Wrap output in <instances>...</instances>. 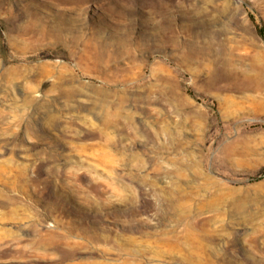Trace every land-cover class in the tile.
Listing matches in <instances>:
<instances>
[{"label": "rangeland", "instance_id": "obj_1", "mask_svg": "<svg viewBox=\"0 0 264 264\" xmlns=\"http://www.w3.org/2000/svg\"><path fill=\"white\" fill-rule=\"evenodd\" d=\"M264 0H0V264H264Z\"/></svg>", "mask_w": 264, "mask_h": 264}, {"label": "trees", "instance_id": "obj_2", "mask_svg": "<svg viewBox=\"0 0 264 264\" xmlns=\"http://www.w3.org/2000/svg\"><path fill=\"white\" fill-rule=\"evenodd\" d=\"M259 33L264 37V28L263 27L259 28Z\"/></svg>", "mask_w": 264, "mask_h": 264}]
</instances>
